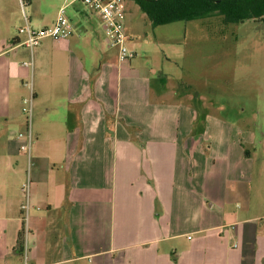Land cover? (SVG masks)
Masks as SVG:
<instances>
[{
    "label": "crops",
    "instance_id": "1",
    "mask_svg": "<svg viewBox=\"0 0 264 264\" xmlns=\"http://www.w3.org/2000/svg\"><path fill=\"white\" fill-rule=\"evenodd\" d=\"M14 33L0 37V264H21L24 227L32 264H264V189L252 188L248 151L230 157L226 140L216 171L189 172L192 151L160 122L175 108L107 68L104 47L95 60L86 30L39 44L32 69L14 60L29 58ZM29 79L30 167L16 139Z\"/></svg>",
    "mask_w": 264,
    "mask_h": 264
},
{
    "label": "rangeland",
    "instance_id": "2",
    "mask_svg": "<svg viewBox=\"0 0 264 264\" xmlns=\"http://www.w3.org/2000/svg\"><path fill=\"white\" fill-rule=\"evenodd\" d=\"M62 3L0 0V37L6 32L17 35L23 15L32 28L43 27L54 19ZM125 6L126 47L135 54L130 64L119 60L103 24L87 7L76 2L65 14L75 33L88 32L95 60L101 58L99 52L104 47L107 68L121 65L126 75L142 77L152 99L175 108L174 113L163 114L160 122L192 151L189 172L216 171L219 156L226 152V140H233L228 155L243 156V151H248L255 172L252 188L264 189V21L228 24L214 16L152 27L132 1L127 0ZM95 31L104 35L103 40L97 39ZM45 41L50 42L43 39L40 44ZM20 57L29 59L26 53L15 57L16 63ZM30 83V79L23 82V97L29 96ZM29 181L27 176V189Z\"/></svg>",
    "mask_w": 264,
    "mask_h": 264
},
{
    "label": "built area",
    "instance_id": "3",
    "mask_svg": "<svg viewBox=\"0 0 264 264\" xmlns=\"http://www.w3.org/2000/svg\"><path fill=\"white\" fill-rule=\"evenodd\" d=\"M127 0H63L56 18L51 26L34 29L30 25V20L23 15V25L17 29L18 44L29 52V59L22 63L24 67L32 69V51L40 44L43 39H50L54 42L65 40L73 33L71 21L66 17L65 11L76 2L87 7L90 12L95 14L103 24L107 39L111 47L117 49L120 61H130L135 54L129 52L126 47L128 37L125 32L126 3ZM24 121V130L16 134V139L20 142L19 150L28 155V167L31 166L30 148L33 143L31 125L33 119V95L30 89L29 96L23 98L20 108ZM27 185H23L22 191L27 193ZM22 211L28 209L27 196L26 202L21 206ZM26 218V216H25ZM22 250L20 252L21 264H32L28 242L26 239L27 229L22 230Z\"/></svg>",
    "mask_w": 264,
    "mask_h": 264
},
{
    "label": "trees",
    "instance_id": "4",
    "mask_svg": "<svg viewBox=\"0 0 264 264\" xmlns=\"http://www.w3.org/2000/svg\"><path fill=\"white\" fill-rule=\"evenodd\" d=\"M143 12L152 27L174 22L221 17L225 23L264 21V0H128ZM21 231L17 251L22 250Z\"/></svg>",
    "mask_w": 264,
    "mask_h": 264
}]
</instances>
